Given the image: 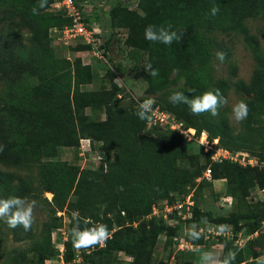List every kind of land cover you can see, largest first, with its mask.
<instances>
[{
	"label": "trees",
	"instance_id": "16d2710c",
	"mask_svg": "<svg viewBox=\"0 0 264 264\" xmlns=\"http://www.w3.org/2000/svg\"><path fill=\"white\" fill-rule=\"evenodd\" d=\"M37 3L38 0H0V80L3 83L0 90V145H4L0 152V199L11 196L33 198L37 188L32 178L2 168L29 170L34 166L40 168L38 186L43 191L61 194L63 199L70 195L91 199L92 178L80 174L79 168L62 162H40L44 155L54 153L60 147L77 149L80 138H90L98 144L95 148L103 157L98 171L100 183L112 195L111 202L94 223L106 224L111 236L106 246H95L96 250L89 253L90 264H96L95 256L111 252L134 255V264H147L150 259L148 248L161 236L167 242L171 241L183 231L184 224L202 227L213 224L218 229L230 226L234 232L245 230L248 235L258 234L264 224L263 209L252 210L240 200L236 201L232 211L215 210L217 213H213L203 210V189L213 185L205 181L197 184L196 180L210 166L214 180L226 179L227 191L235 197L236 193L231 194L229 189L236 175L246 178V174L252 172L247 181H255L260 189H264V168L213 163L209 154L204 155L203 149L199 148L198 153L189 156L194 170L185 182L181 173L174 170L172 160L186 158L184 146L189 143L176 133H169V139H165L163 133H144L147 120L142 121L135 115L138 107H135L134 99L128 95L126 103L119 99L123 89L111 70L107 71L109 89L82 90V86L92 83L90 65L83 64L81 59L71 62L59 57L51 46L53 38L61 36L62 29L71 24V19L51 10L53 0H47L46 7L33 15L31 9ZM214 5L219 12L212 16L210 9ZM109 16L112 31L105 40L106 48L117 35H126V45L135 53L145 54V65L151 63L159 71L157 77H152L143 68L141 76L147 82V94L154 96L157 91H162L171 95L180 91L191 97L218 89L226 98L232 86L249 108L248 117L243 121V132H234L223 107L216 117L205 113L195 121L188 120L185 125L194 128L198 134L206 131L210 140L218 139L229 151H246L264 158L256 153V147L261 145L256 140V131L264 124L261 119L264 112V48L244 24L246 19L264 16V0H138L135 10L122 7L118 0L109 9ZM168 24L173 30H183V39L179 43L169 46L144 38L148 25ZM20 28L28 30L30 36L27 39L19 32ZM216 33L240 36L250 48L255 68L248 83L237 80L231 85L224 79L214 81L204 72L212 57L211 44H215L207 34ZM87 49L79 46L76 51ZM31 79L36 83L32 84ZM98 105H102L105 118L95 121L85 111ZM155 105L180 121L189 111L186 105H173L169 101L159 103L155 100ZM114 139H126L125 148L129 152L123 150L111 163L109 153ZM181 185L180 191L185 195L193 190L190 220L170 227L160 218L157 222L150 221L146 226L147 233L134 241L122 240L120 230H115L109 216L110 211L120 208L123 216L131 215L128 200L135 199L138 212L147 215L156 202L169 201L170 192ZM125 191H129L128 199L122 197ZM47 229L50 233V228ZM31 236V231L25 232L22 227L13 229L15 242ZM256 262L249 260L246 264Z\"/></svg>",
	"mask_w": 264,
	"mask_h": 264
},
{
	"label": "rangeland",
	"instance_id": "374dc122",
	"mask_svg": "<svg viewBox=\"0 0 264 264\" xmlns=\"http://www.w3.org/2000/svg\"><path fill=\"white\" fill-rule=\"evenodd\" d=\"M118 0H77L83 9V22L88 32H91L90 44L84 43V39H66L63 36L54 37L51 46L59 57L67 58L71 62L81 59L84 64H88L92 71V83L87 86H82V90H107L110 88L107 71L111 70L115 75V81L123 89L121 99L124 103L128 102L127 96L137 101H142L147 98H152L159 103L169 101L170 95L163 94L162 91L152 96L147 94V82L141 76L145 66L146 56L142 52L135 53L126 45V35L119 34L114 37L110 45L106 48L105 40L111 33L109 9L115 5ZM138 0H119L122 7L129 10L136 9ZM245 26L250 34L256 35L261 48H264V16H257L246 19ZM99 29V31H98ZM19 32L24 39H27L30 34L27 29L20 28ZM208 38H212L215 44H211L210 52L212 57L207 68L204 70L212 80L224 79L228 80L232 85L235 81L241 80L248 83L252 72L255 68L253 53L250 48L244 43L242 37L225 35V34H207ZM216 44H218L216 46ZM88 47L87 50L76 51L78 47ZM223 51L226 53V59L223 63L216 59L215 53ZM133 57V58H132ZM32 84L36 83L35 79H31ZM3 88V83L0 80V90ZM227 103L223 106L226 109L230 126L235 133L244 131V122L237 123L231 117V108L233 104L242 101L243 98L234 92L231 86L227 92ZM181 110V109H180ZM85 113L95 121L103 120L102 105L94 107L93 110L87 109ZM261 119L264 121V112L261 113ZM184 123L188 120L195 121L197 115L191 114L181 116ZM193 117V118H191ZM262 129L256 131V140L261 145L256 147V153L264 156V124L260 125ZM154 133L159 135L163 133L165 139H169V132L162 127H152L145 129L144 133ZM165 132V133H164ZM85 135H89L86 133ZM112 148L110 149L109 159L112 163L116 158L121 156L123 150L129 152L126 139H114ZM186 158H175L172 160L174 170L181 173L183 180L187 182L194 166L189 159L190 155L198 153L199 147L195 143H189L184 146ZM87 156V155H86ZM85 156V158H86ZM97 153H91V156L86 160L78 156L76 148L60 147L54 153L44 155L41 163L47 162H62L71 167L79 168L80 174L92 178L94 185L91 192L92 198L86 199L70 195L67 199H63L61 194H53L43 191L39 186L40 168L35 166L31 169L15 170L2 168L5 171L14 172L22 177H30L33 180L35 187L33 198L36 200L37 208L35 210V223L30 230L32 236L22 242H15L13 239V229L9 228L6 223L0 221V264H90L88 256L90 252L96 250H76L71 242V228L74 225L72 222L73 212H78L80 216V227H92L95 220L101 217L102 212L111 202V193L102 185L101 173H99L100 162L96 160ZM202 162L204 160L202 159ZM113 171V170H111ZM252 172L243 175L237 174L232 185L230 193H236L232 197L228 191V183L226 179L215 186L206 187L202 192L201 208L210 210L213 213L223 212L224 210L232 211L236 207V201L242 200L243 205L246 204L249 208L255 211L264 210V191L260 189L254 182H248ZM114 176V172L110 177ZM100 184V185H98ZM191 185V184H189ZM171 191L169 201L172 208L177 201H181L185 196L180 189ZM192 189V186H190ZM129 191H125L123 198L128 199ZM242 197V198H241ZM238 199V200H236ZM168 200H160L156 202L150 209L147 215L141 214L137 210V201L129 199V206L132 208L131 215L120 214V208H115L109 212V216L113 222L115 230H120L122 240L127 239L134 241L137 237L147 233L146 227L150 221L157 222L161 216L166 214L164 202ZM168 201V203H169ZM221 209V211H219ZM215 210L217 212H215ZM226 214V213H224ZM186 224L183 231L174 239L167 242L164 236L157 239L154 246L148 248L150 256L147 264H200V252L210 251L216 253L223 258L229 250L237 252V256L233 264H246L249 260H258L264 256V224L258 234L248 235L245 230L234 232L230 226H226V234H220L219 229L213 224H205L206 227L197 226V230L201 233L200 238L191 240L185 234ZM50 228V233L48 229ZM185 237V240L192 244L194 251H180L178 249L179 240ZM180 245V244H179ZM76 255L80 257L79 263L76 261ZM96 264H134V255L125 253L111 252L105 255H98L93 258Z\"/></svg>",
	"mask_w": 264,
	"mask_h": 264
},
{
	"label": "clouds",
	"instance_id": "9594fccd",
	"mask_svg": "<svg viewBox=\"0 0 264 264\" xmlns=\"http://www.w3.org/2000/svg\"><path fill=\"white\" fill-rule=\"evenodd\" d=\"M47 0H38V3L32 7L31 12L33 15H38L39 10L46 7ZM219 12L217 6L210 9V14L215 16ZM99 31V29H98ZM144 38L152 43H159L164 45H172L174 42L179 43L183 39V30H173V26H155L148 25L144 30ZM216 59L223 63L226 59V53L217 51L215 53ZM152 77L159 75L158 69L153 68L151 63L144 67ZM192 91V90H189ZM169 103L173 105H186L191 114L202 115L205 113L213 117L219 115V110L223 107L227 100L220 93L218 89L213 91H205L201 95L187 96L184 92L176 91L168 97ZM155 101L152 98H147L139 103L138 109L135 113L138 119L146 121L151 119L150 114L153 111V104ZM249 108L246 103L239 101L233 104L231 108V117L237 122H243L247 119ZM4 149V145H0V152ZM219 181V180H218ZM36 200H29L27 197L11 196L6 199H0V221L7 224L9 228L15 229L22 227L25 232L32 229L35 223V210L37 208ZM71 228V242L76 250H87L95 246H106L107 240L111 236V232L106 224L100 223L92 227H80V216L78 212H73ZM226 226H221L219 229L220 234H226ZM187 237L191 240L200 238L201 233L197 230V226L193 224L185 231ZM237 256V252L229 250L226 255L221 258L220 255L210 252H200V264H233ZM256 264H264V256L258 258Z\"/></svg>",
	"mask_w": 264,
	"mask_h": 264
},
{
	"label": "built area",
	"instance_id": "2783aa9c",
	"mask_svg": "<svg viewBox=\"0 0 264 264\" xmlns=\"http://www.w3.org/2000/svg\"><path fill=\"white\" fill-rule=\"evenodd\" d=\"M77 0H53L51 10L53 12L62 13L64 17L71 19V24L62 29L61 34L63 40L66 39H84V43L90 44V38L92 37L91 32H88L85 23L83 22V9H81ZM122 98L121 95H118ZM142 101L135 100V107H138ZM151 119L147 120L146 127H162L167 129L171 133L183 137L188 143H195L199 148L203 149L204 155L209 154L211 162L213 163H224L229 162L236 164L241 168H264V158L257 155H252L246 151H229L223 148L218 139H209V135L206 131L197 133L194 128L188 127L184 122L177 120L174 115L163 110L160 106L153 104V111L150 114ZM100 145V144H99ZM98 144L93 142L90 138H80L79 146L77 148L78 156L86 160L87 157L91 156V153H97L95 157L98 162L101 163L102 156L95 147ZM87 155V156H86ZM86 156V158H85ZM105 166V165H104ZM106 168V167H105ZM205 181L215 186L217 180H214L212 176L211 167L208 166L202 172V175L196 180V183ZM264 191V189H262ZM193 190L187 193L181 201H177L176 205L172 208L169 206L170 203L165 201L166 214L161 216L164 222L170 226L175 227L181 221L185 223L192 217V208L194 204ZM171 205V204H170ZM191 226V225H190ZM189 225L186 228L190 227ZM180 244V245H179ZM178 249L180 251H194L195 247L185 240V237H181L179 240ZM102 247V246H99ZM93 249V248H91ZM80 257L76 255V261L79 263Z\"/></svg>",
	"mask_w": 264,
	"mask_h": 264
},
{
	"label": "crops",
	"instance_id": "0c3cea01",
	"mask_svg": "<svg viewBox=\"0 0 264 264\" xmlns=\"http://www.w3.org/2000/svg\"><path fill=\"white\" fill-rule=\"evenodd\" d=\"M83 63V62H82ZM84 64V63H83ZM90 85V84H89ZM84 86H87V85H84ZM86 91H95V90H86ZM87 110V109H86ZM218 182V181H217ZM221 182H223V180H219V182L218 183H221ZM216 185V184H215Z\"/></svg>",
	"mask_w": 264,
	"mask_h": 264
}]
</instances>
